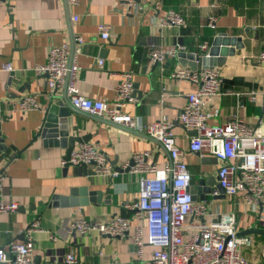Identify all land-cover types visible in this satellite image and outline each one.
Segmentation results:
<instances>
[{
	"label": "crops",
	"instance_id": "0c3cea01",
	"mask_svg": "<svg viewBox=\"0 0 264 264\" xmlns=\"http://www.w3.org/2000/svg\"><path fill=\"white\" fill-rule=\"evenodd\" d=\"M0 1V173L5 177L3 199L18 204L14 212L0 213V250L9 255V244L25 242L27 228L37 222L39 229L29 235L32 264H66L63 259L70 252L74 264H151L154 248L144 246L137 259L129 237L140 224L123 206L137 198L138 177L122 166L134 153L147 152V162L163 168L169 156L157 142L136 131L70 109V135L86 138L74 150L86 143L97 145L118 174L102 176L93 174L90 165L79 171L62 165L65 150L45 146L37 134L48 106L64 103L65 92L63 88L50 91L47 75L34 71L46 62L49 50L61 44L79 48L76 86L86 98L113 103L121 75L129 73L132 100L125 112L140 125L166 115L184 151L194 199L205 201L209 213L236 211L230 198L219 191L217 197L212 195L220 163L208 153L188 151L192 135L176 122L187 94L196 86L171 78V73L191 62L187 56L199 53L202 44L209 49L217 34L225 35L223 42L240 38L239 48L224 42L231 54L220 67H213L222 78V89L216 97L202 98V109L211 114L210 124L233 117L250 127L264 122L260 108L264 62L257 60L264 47V0H135L131 7L119 0H78L73 6L67 0ZM170 10L182 14V28L156 26L157 18ZM209 17L216 18L214 27L208 25ZM99 24L108 26V40L100 38ZM76 36L81 43L74 41ZM175 43L185 46V52H180L183 57L176 55L163 63L149 59L150 46L164 49ZM6 62L11 72L2 71ZM201 66L199 62L197 68ZM26 95L35 96L37 110L20 111L18 102ZM114 216L129 220L128 233L121 238L68 231L73 219L106 221ZM252 235L255 244L264 243V235ZM258 250V256L247 250L244 255L263 264Z\"/></svg>",
	"mask_w": 264,
	"mask_h": 264
},
{
	"label": "built area",
	"instance_id": "2783aa9c",
	"mask_svg": "<svg viewBox=\"0 0 264 264\" xmlns=\"http://www.w3.org/2000/svg\"><path fill=\"white\" fill-rule=\"evenodd\" d=\"M77 1L67 0V3L73 6ZM119 1L121 5L131 7L135 0ZM73 19L76 20L75 17ZM215 23L216 18H208L210 27H214ZM184 24L182 14L171 10L156 20L159 28L180 29ZM97 29L100 38L108 40V26L99 24ZM74 41L81 43L82 39L76 36ZM199 49L200 52H207L208 46L202 44ZM185 50L180 43L164 49L150 46L148 56L152 62L163 63ZM79 52V48L71 49L66 44L54 46L49 50L46 62L36 66L34 71L47 75L46 86L50 91L63 88L66 100L74 110L125 130L136 131L157 142L169 156V163L163 168L148 163L147 152L134 153L131 157L133 165L129 167L126 163L122 166V169L138 177L137 198L123 206L140 224L129 236L137 259H141L143 248L148 245L154 248L151 264H257L244 255L245 250L256 247L264 264V243L255 244L252 234H241L252 228L264 231V122L250 127L242 119L233 117L222 124H210L211 114L203 111L202 98L220 94L223 81L218 71L213 67L201 66L192 70L184 66L171 73V78L196 86L193 92L187 94L177 116V122L186 131L196 132L188 140V151L208 153L220 163L216 172L217 184L222 188V194L230 198L237 208L235 212L209 213L206 202L196 201L190 192L191 175L184 162V151L177 144L173 122L166 115H161L147 125H140L136 118L125 112L132 100L129 73L121 75L113 103L81 95L76 86V74L80 70ZM257 60L264 62V47ZM98 64L101 66L102 61L98 60ZM1 69L12 71L8 62ZM261 86L260 108L264 115V80ZM250 98L254 99V96ZM18 108L22 112L37 110L35 96L20 98ZM65 164L72 167L90 165L95 174L102 176L115 177L118 174L98 146L87 143L74 150L67 161L62 160V165ZM4 182L5 177L0 173V213L9 214L16 211L18 204L3 199ZM212 195L217 197L218 190H213ZM129 228V220L122 216L106 221L73 219L68 225V231L73 234L86 235L96 231L109 238H121ZM38 229V223H32L26 230L28 236L25 242L9 244V255L0 250V263L32 264L33 244L29 235ZM49 238L54 240L55 237L49 235ZM63 260L66 264L76 262L71 252Z\"/></svg>",
	"mask_w": 264,
	"mask_h": 264
},
{
	"label": "water",
	"instance_id": "95a60500",
	"mask_svg": "<svg viewBox=\"0 0 264 264\" xmlns=\"http://www.w3.org/2000/svg\"><path fill=\"white\" fill-rule=\"evenodd\" d=\"M225 37L224 34H217L212 41L211 46L209 47L207 52H199L196 54H189L187 57L190 58L191 62L186 64L187 67L194 70L197 68L198 63L203 64L204 67H220L226 56L231 54L230 49L226 48V43H234L236 48L241 46L240 38H230L229 40H222ZM228 44V43H227ZM177 56L179 58L183 57V53H178ZM74 110L65 99L64 103L59 104H50L45 112L44 119L41 125V128L37 134V137H40L43 140V144L45 146H54L59 147L65 150V155L63 156V160L67 161L70 157V154L74 151L76 143L86 142V138H79L76 136H71L69 133V127L67 122V117L69 116V110ZM76 111V110H74ZM112 124L110 122H107ZM176 124H179L176 122ZM115 125V124H112ZM120 127V126H119ZM122 128V127H121ZM190 135H195V130L188 131ZM1 141V139H0ZM1 147V146H0ZM129 167L133 165V161L130 160L128 162ZM65 167L69 166L67 164ZM85 166H77L74 167L75 170H83ZM127 170V169H126ZM94 174V172H93ZM217 179V178H216ZM216 189L222 194V188L216 184ZM199 198H202L199 195ZM261 234L264 235V231L256 228H252L241 232V234Z\"/></svg>",
	"mask_w": 264,
	"mask_h": 264
},
{
	"label": "rangeland",
	"instance_id": "374dc122",
	"mask_svg": "<svg viewBox=\"0 0 264 264\" xmlns=\"http://www.w3.org/2000/svg\"><path fill=\"white\" fill-rule=\"evenodd\" d=\"M252 242H255V238L252 236ZM247 251H249L252 255H255L256 254V256H258L257 255V248L255 247H252L251 249H249V250H247ZM255 262H257V261H255Z\"/></svg>",
	"mask_w": 264,
	"mask_h": 264
}]
</instances>
